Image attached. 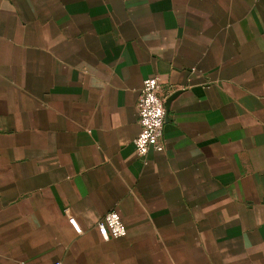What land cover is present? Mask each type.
<instances>
[{
	"label": "crops",
	"instance_id": "crops-1",
	"mask_svg": "<svg viewBox=\"0 0 264 264\" xmlns=\"http://www.w3.org/2000/svg\"><path fill=\"white\" fill-rule=\"evenodd\" d=\"M53 263L264 264V0H0V264Z\"/></svg>",
	"mask_w": 264,
	"mask_h": 264
},
{
	"label": "built area",
	"instance_id": "built-area-1",
	"mask_svg": "<svg viewBox=\"0 0 264 264\" xmlns=\"http://www.w3.org/2000/svg\"><path fill=\"white\" fill-rule=\"evenodd\" d=\"M164 85L159 77L147 78L143 81L141 89L137 92L134 113L137 118L140 132L133 140L137 157L144 158L153 150L161 153L164 150L163 126L166 112L164 108ZM69 208L63 209L68 223L77 235L82 234V229L75 218L69 213ZM96 230L104 240L121 239L126 236V226L116 211L105 214L96 224ZM60 264V263H53Z\"/></svg>",
	"mask_w": 264,
	"mask_h": 264
},
{
	"label": "water",
	"instance_id": "water-1",
	"mask_svg": "<svg viewBox=\"0 0 264 264\" xmlns=\"http://www.w3.org/2000/svg\"><path fill=\"white\" fill-rule=\"evenodd\" d=\"M167 102H168V100L164 102L165 112H166V108H167ZM165 118H166V117H165Z\"/></svg>",
	"mask_w": 264,
	"mask_h": 264
}]
</instances>
